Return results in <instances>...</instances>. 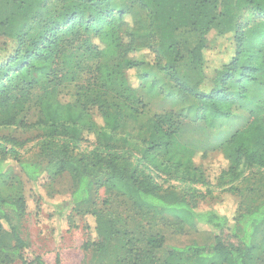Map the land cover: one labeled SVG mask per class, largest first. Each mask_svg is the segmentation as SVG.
<instances>
[{
  "label": "trees",
  "instance_id": "16d2710c",
  "mask_svg": "<svg viewBox=\"0 0 264 264\" xmlns=\"http://www.w3.org/2000/svg\"><path fill=\"white\" fill-rule=\"evenodd\" d=\"M11 1L0 34V127L21 123L39 92L36 124L47 166L21 161V173L34 182L71 175L74 189L59 203V217L70 225L72 212L86 217L93 237L83 248L91 262L264 264V0H56L55 9L52 0ZM183 27L199 35L186 52L176 35ZM212 31L229 43L209 75ZM185 64L197 79L181 76ZM145 66L179 86L180 102H195L192 121L215 129L245 109L247 123L221 144L196 149L181 137L173 112L148 114L139 93ZM80 78L74 93L61 90ZM9 154L17 150L0 139V264L13 262L10 251L21 264H47L39 255L28 260V203ZM198 155L222 156L226 165L208 177ZM172 181L188 187L165 186ZM198 184L240 196L237 217L193 205L187 192ZM101 188L108 194L102 205ZM154 221L203 227L213 240L166 246L164 233L145 231Z\"/></svg>",
  "mask_w": 264,
  "mask_h": 264
},
{
  "label": "rangeland",
  "instance_id": "374dc122",
  "mask_svg": "<svg viewBox=\"0 0 264 264\" xmlns=\"http://www.w3.org/2000/svg\"><path fill=\"white\" fill-rule=\"evenodd\" d=\"M49 5L54 9L59 6L56 0L49 1ZM14 5L11 0H0V34L3 33L4 23L8 15L12 12ZM182 52H186L193 47L198 40V33L188 27H183L177 32ZM210 45L213 47L206 50L208 64V74L218 65L226 52L224 46L229 43L225 37H219L215 31L210 34ZM147 74L140 95L147 104L148 114L173 112L182 125L181 137L196 149L205 150L219 145L237 129L243 127L248 119L249 113L245 109L235 110L233 115L219 123L215 129H210L203 122H194L192 117L195 114V102L192 99L180 102L182 92L179 86L163 76L155 67L145 66L141 69ZM181 76L186 79L195 80L199 74L187 67L186 64L179 67ZM82 83V78L74 83L62 85L61 90L65 93H74L77 85ZM38 91L34 92L35 97L30 103L28 110L21 116L22 122L8 127H0V139L8 147L17 150V154H9L12 166L16 172L21 173L20 162L27 161L36 163L43 170L47 166V159L41 154L40 146L43 137V130L37 126L38 109L35 104ZM176 102V103H174ZM178 102V103H177ZM184 114H189L190 118H183ZM83 147L92 148L91 143H82ZM196 162L204 168L208 177H213L226 165L222 156L215 159H204L201 156L195 158ZM250 174V173H249ZM24 181L25 195L27 198V215L23 219L22 236L30 241L31 250L28 252V260L32 261L34 256L39 255L47 264H55L59 255L60 264H93L91 262V251L83 248V244L92 239L93 235L87 228L86 217L72 212L75 223L71 224L63 221L59 217V203L66 201L71 196L74 184L70 174L64 173L51 179L49 174L42 175L37 182L29 180L27 175L21 173ZM179 190L188 187L185 183L172 181ZM244 185V183H243ZM197 191L187 192V197L193 205L200 209L208 207L215 208L220 212H227L233 217H237L240 212L241 197L225 191L222 186L214 185L211 189L208 186L198 184ZM101 188L97 195L98 204L102 205L108 198ZM211 190V193H208ZM191 191V190H190ZM112 201L113 198H110ZM116 204V203H115ZM123 206L122 209H124ZM123 211V210H122ZM127 213V212H125ZM200 227L199 230L185 228H174L169 223L154 221L146 226L147 233L161 232L166 235L167 245L184 246L194 242L207 244L212 242L213 233L207 232ZM13 262L10 264H21L16 255L10 251ZM36 264V263H32Z\"/></svg>",
  "mask_w": 264,
  "mask_h": 264
}]
</instances>
